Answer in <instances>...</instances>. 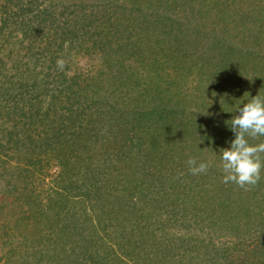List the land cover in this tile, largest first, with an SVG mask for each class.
I'll list each match as a JSON object with an SVG mask.
<instances>
[{
	"label": "trees",
	"instance_id": "trees-1",
	"mask_svg": "<svg viewBox=\"0 0 264 264\" xmlns=\"http://www.w3.org/2000/svg\"><path fill=\"white\" fill-rule=\"evenodd\" d=\"M220 3L0 0V264H264V170L220 155L264 19Z\"/></svg>",
	"mask_w": 264,
	"mask_h": 264
},
{
	"label": "clouds",
	"instance_id": "clouds-1",
	"mask_svg": "<svg viewBox=\"0 0 264 264\" xmlns=\"http://www.w3.org/2000/svg\"><path fill=\"white\" fill-rule=\"evenodd\" d=\"M64 66L65 61L58 59L57 67L63 70ZM230 121V130L235 134V139L230 142L229 148L220 150L223 183L231 182L247 190V187L255 186L260 181L264 170V142L249 143V139L264 137V97L260 94L251 97ZM187 164L192 175L206 173L209 167L207 162H198L196 158H190Z\"/></svg>",
	"mask_w": 264,
	"mask_h": 264
},
{
	"label": "rangeland",
	"instance_id": "rangeland-1",
	"mask_svg": "<svg viewBox=\"0 0 264 264\" xmlns=\"http://www.w3.org/2000/svg\"><path fill=\"white\" fill-rule=\"evenodd\" d=\"M228 3L231 5L227 6L226 0H221L220 5H221V9H222L223 13L224 12L227 13L229 11L230 14H233V11L231 10V7H233L235 10V13L237 14V17H239L238 15L243 16V15H245V13L247 11H249L250 13L251 12H255V13L260 12V17H262L264 19V0H228ZM112 9H114V8H112ZM235 13H234V15H236ZM184 20H187V19L185 18ZM212 22L213 21H211V23ZM217 24L214 25L213 30H216L217 27L220 28V26L223 27V25H217ZM203 27H205V26H202V28ZM234 28H236V27H234ZM230 30H232V29H230ZM198 41L201 42L202 40H198ZM211 43H213V41L202 42V44L205 46H209ZM82 65L84 68H88L87 67L88 61H84L82 63ZM251 141H258L257 142V144H258V143H261L262 141H264V137H259L258 139H255V140L251 139ZM51 173H54V170H52Z\"/></svg>",
	"mask_w": 264,
	"mask_h": 264
}]
</instances>
